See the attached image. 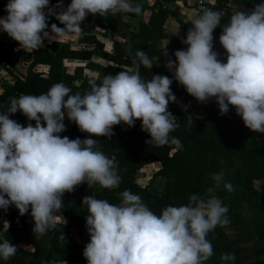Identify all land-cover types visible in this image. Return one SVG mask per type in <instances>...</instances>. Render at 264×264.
<instances>
[{
    "label": "clouds",
    "instance_id": "obj_1",
    "mask_svg": "<svg viewBox=\"0 0 264 264\" xmlns=\"http://www.w3.org/2000/svg\"><path fill=\"white\" fill-rule=\"evenodd\" d=\"M141 10L140 4L130 0H71L66 7L62 0L55 6H50V0H7L0 31L22 48L35 50L45 40L51 43L66 32L79 36L89 14L106 17L119 12L140 14ZM51 15L63 27L49 25ZM222 16L220 11L202 8L192 18L182 38L187 48L174 51L175 60L164 61L171 78L153 74L145 79L141 66L151 69L160 57L150 58L137 50L134 68L108 74L100 83L90 79L83 93L71 94L65 84L56 83L44 94L10 97L7 111L0 112V209L14 205L20 215L30 209L37 236L54 230L58 222L66 224L62 215H56L63 208L65 192H73L82 183L89 188L118 187L116 163L95 150L97 140L91 137H111L113 126L121 123L132 127L140 120L141 130L150 137L146 143H171L181 149L179 139H170L179 127L168 110L170 102H177L171 90L173 79L198 102L214 98L221 115L232 106L248 129L264 133V3L247 12H234L224 26ZM217 26L222 27L219 43L226 52L224 62L213 50ZM166 45L162 49L165 57ZM181 107L186 110L188 105ZM17 111L35 121L34 126H22L9 118ZM65 116L89 137L58 135L66 130ZM212 180L216 187L223 183L227 191H234L221 173L213 174ZM120 196L119 205L93 195L82 199L90 236L83 250L87 264H205L214 254L208 234L229 222L227 207L216 197L205 200L193 193L186 205L167 206L156 215L139 195L124 190ZM16 252L17 246L9 240L0 242V259L6 261ZM220 258L232 261L235 254L224 253Z\"/></svg>",
    "mask_w": 264,
    "mask_h": 264
},
{
    "label": "trees",
    "instance_id": "obj_2",
    "mask_svg": "<svg viewBox=\"0 0 264 264\" xmlns=\"http://www.w3.org/2000/svg\"><path fill=\"white\" fill-rule=\"evenodd\" d=\"M71 2V0H66ZM57 0H50V6H54ZM130 2L141 5V13L144 10L141 0H130ZM7 0H0V17L5 13ZM211 7L215 11H222L221 26L229 22L231 15L236 11H250L255 4L264 3V0H233V6H222L221 0H216ZM124 14L138 18L137 29L129 28L128 22L111 14L101 17L98 14H89L86 17L100 29L99 35L110 42L109 51L104 50L103 43L98 40L95 34H82L76 41L84 43L89 47L72 49L68 41L47 40L44 46L31 50L30 61L22 76H16L11 72L15 60L8 56V51L17 41L10 38L7 33L0 31V71L9 74L11 80L0 85V112L7 111L10 97L21 95H40L56 84L63 83L72 90L71 94L83 93L88 90V81L95 79L97 83L108 74L115 75L120 71L130 70L138 63L135 60V52L143 50L150 58L160 57L151 69L141 66V75L150 79L153 74L166 75L170 78L172 74L164 66L166 59L175 60L174 51L186 49L187 45L179 41L173 35H168L163 28V21L170 16L180 28L181 36L185 37L188 29L192 26L190 22H183L177 11L163 9L160 5L151 6L150 14L146 22L141 19V13L135 14L123 12ZM49 25L56 24L62 27L58 20L48 22ZM217 26L213 31V39L219 43V35L222 27ZM47 30V29H46ZM165 40L162 44L161 41ZM167 44V45H166ZM220 44V43H219ZM166 45L168 56H162V49ZM131 49L129 53L128 49ZM97 56L102 61L92 57ZM65 58L80 59L84 61L82 66L75 65L71 72H68L63 60ZM37 65L47 67L45 73L35 71ZM84 69L97 76L84 73ZM171 90L177 98V102H170L168 110L177 118L179 127L170 133V139H179L182 148L176 150L175 145L169 143L164 146H156L146 143L150 139L149 134L141 130L140 120L129 127L123 123L124 129L119 125L113 126L111 137H95L97 140L95 150L102 151L117 165V173L120 177L118 187L113 189L102 188L99 185L89 188L82 183L73 192H65L62 199L63 208L57 216L62 215L66 224L57 223L54 230H49L42 236H37L32 231L34 221L29 212L20 215L14 205H11L6 218V224L0 225V242L9 240L17 246L16 254L8 260L0 259V264H87L83 256L85 245L89 242L90 236L86 229L85 216L88 215L87 206L82 204L85 196L93 195L97 199L107 200L111 204L121 203L120 193L129 190L141 197L142 202L156 215H160L167 206L186 205L189 195L198 193L202 199H206L209 192L222 201L224 206H230L235 210L236 199L240 194L244 199L256 206L264 213V192H258L253 181L264 177V133H258L257 138L250 142V152H245L240 164L235 169L233 176L235 191H227L223 183L220 187L215 186L212 178L206 176L202 168L211 166L214 169L217 153L222 148L218 136L229 130H238L243 122L236 114L235 109L229 106L227 114L221 115L214 98L206 103L198 102L194 97L187 94L182 85L173 79ZM188 105L182 109L181 105ZM199 107L203 108V117H196ZM11 119L22 126H27L35 121H28L27 118L17 111L10 114ZM193 121V124L189 123ZM43 123V121H42ZM64 123L66 130L59 133L61 137L69 139L88 138L90 134L81 132L74 122L65 116ZM150 163H158V168L153 176L163 179L162 190L159 194L153 193L146 185H139L136 181V172ZM233 210V211H234ZM234 217H236L234 211ZM71 229L83 231L86 235L85 242L78 244L70 241L62 244V237ZM213 247L212 257L205 264H242L240 257L232 261L221 260V255L230 253L228 240L220 226H217L207 236Z\"/></svg>",
    "mask_w": 264,
    "mask_h": 264
},
{
    "label": "rangeland",
    "instance_id": "obj_3",
    "mask_svg": "<svg viewBox=\"0 0 264 264\" xmlns=\"http://www.w3.org/2000/svg\"><path fill=\"white\" fill-rule=\"evenodd\" d=\"M229 6L232 8L235 7L233 4ZM134 21L135 20H131V24L134 25ZM108 45L109 43L105 40V49H109ZM83 47L89 46L83 45ZM218 53L219 59L221 62H224L226 60L225 50L220 47ZM19 56L20 58L16 59V63L11 69V72L16 76H22L27 66L25 53L19 54ZM83 63V60L71 58H66L64 61L66 69L69 71H71L73 64L82 65ZM44 69L45 68L42 66L34 67L35 71H39L42 74L44 73ZM83 72L96 76L95 73H90L88 70H84ZM9 80H11L10 75L4 71H0V85ZM198 116H204L202 107H199V110L196 113V117ZM120 128L124 129V126L120 124ZM257 136L258 133L248 129L243 122L241 123V128L238 130H229L226 133L219 135L218 138L219 142L222 144V148L217 153L216 167L210 169L211 166L205 165L202 170L205 171L206 176L212 178L213 174L221 173L224 182L230 183L235 191L233 180L235 169L240 164V160L243 158L245 152H250V142L252 138H257ZM158 166V163L147 164L140 168L135 174L137 183L141 186L146 185L155 194L161 192L163 184L162 178L153 176V172ZM253 186L258 192H264V177L254 180ZM236 196L235 210L228 205L226 206L228 209L226 216L229 222L220 226L228 240L230 253L235 254V257H240L242 259V264H264V213L244 199L240 194ZM212 197H215V194L209 192L206 199ZM233 210L235 211L236 217H234ZM2 224L3 222L0 218V225ZM85 239L86 235L83 231L71 229L62 237V244L66 245L70 241L83 244Z\"/></svg>",
    "mask_w": 264,
    "mask_h": 264
},
{
    "label": "crops",
    "instance_id": "obj_4",
    "mask_svg": "<svg viewBox=\"0 0 264 264\" xmlns=\"http://www.w3.org/2000/svg\"><path fill=\"white\" fill-rule=\"evenodd\" d=\"M203 1H204L205 6H207L208 8H211V7H213V5L216 4L215 3L216 0H203ZM196 2H197V0H141V4L144 7V10L141 13V19H142L143 22H146L148 17H149V14H150L151 6L160 5L163 9H166V10H170V11H175L176 10L177 13H178V16L182 19L183 22H187V21L190 22L194 16H196L197 14L200 13V10H197L195 8ZM62 3H63V6L66 7L70 2L66 1V0H62ZM229 3L233 4V0H221V5L222 6L231 5ZM56 4H57V2L54 4V6ZM56 11H59V9H56ZM5 15H7L6 11H5L3 16H5ZM115 16H117L118 18L128 22L129 28L131 30L135 31L137 29L138 18L130 17V16L124 14L123 12H119ZM56 20L57 19L55 18L54 15H51L48 18V22L49 21L50 22H56ZM131 20H135L134 21V25L131 24ZM162 26H163V28H165V30L167 31L168 35H173V36L177 37L179 39V41L182 42L183 36H181L180 28L177 26V24L173 20V18H171L170 16H166L165 20L163 21V25ZM62 27H63V25H62ZM81 27L83 28V30H82V33L80 35H82V34H95L96 37L98 38V40L103 43L104 50L105 51H109L110 42L106 40V42L109 43V45H108L109 49H105V39L102 38L99 35L100 29L97 28L95 26V24L93 22H91V20H89L86 17L84 19V21L81 23ZM177 30H178V34H174ZM79 36L75 35L74 33L66 32L64 35L55 36V39L56 40H60V41H68V40H70V41H68L70 48H72V49L76 48L77 49V48H83V45H85L84 43H78L76 41V39ZM161 43L164 44L165 40H162ZM72 45H74V46H72ZM76 45H78V46H76ZM220 47H222V46L217 42V40L213 39V50L218 52ZM18 49H24L25 51L24 50H18ZM23 53H25V55H26V60L25 61L28 64V62L30 61L29 49L22 48L19 44H15L11 49H9L8 56L10 58H13L15 60V63H16V59L20 58L19 54H23ZM92 58L95 59V60H99V61L103 62V60H101L100 58H98L95 55ZM65 59L63 60V63H64ZM218 59H219V55H218ZM75 65H80V64H73L72 68H71V71H72V69H73V67ZM82 65H80V66H82ZM38 66L44 67L45 68L44 69V73L46 72L47 67L45 65H37L35 67H38ZM84 70H86V69H84ZM67 71L71 72L69 70H67ZM167 71L172 74V72H170L168 69H167ZM0 90H1V88H0ZM10 207H11V205H9V207L7 208L6 211L4 209H0V218H1L2 222H3L2 225L6 224L5 221H6V218H7L8 211H9Z\"/></svg>",
    "mask_w": 264,
    "mask_h": 264
},
{
    "label": "built area",
    "instance_id": "obj_5",
    "mask_svg": "<svg viewBox=\"0 0 264 264\" xmlns=\"http://www.w3.org/2000/svg\"><path fill=\"white\" fill-rule=\"evenodd\" d=\"M195 8H196L197 10H200V11H201L202 8H208V7L205 6L203 0H197L196 5H195ZM221 12H222V11H221Z\"/></svg>",
    "mask_w": 264,
    "mask_h": 264
}]
</instances>
